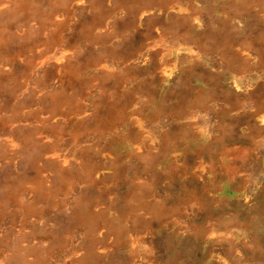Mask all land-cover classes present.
I'll return each instance as SVG.
<instances>
[{
	"label": "rangeland",
	"instance_id": "rangeland-1",
	"mask_svg": "<svg viewBox=\"0 0 264 264\" xmlns=\"http://www.w3.org/2000/svg\"><path fill=\"white\" fill-rule=\"evenodd\" d=\"M0 264H264V0H0Z\"/></svg>",
	"mask_w": 264,
	"mask_h": 264
},
{
	"label": "bare ground",
	"instance_id": "bare-ground-1",
	"mask_svg": "<svg viewBox=\"0 0 264 264\" xmlns=\"http://www.w3.org/2000/svg\"><path fill=\"white\" fill-rule=\"evenodd\" d=\"M259 53V52H258ZM262 55V54H261ZM261 58H263V57H261ZM262 60V59H261ZM176 66V65H175ZM168 70V69H167ZM163 72H165V69H164V71ZM169 72V71H168ZM235 87V86H234ZM236 88V87H235Z\"/></svg>",
	"mask_w": 264,
	"mask_h": 264
}]
</instances>
